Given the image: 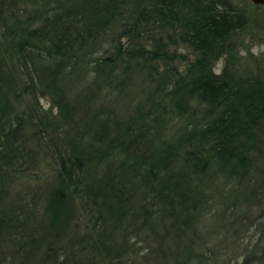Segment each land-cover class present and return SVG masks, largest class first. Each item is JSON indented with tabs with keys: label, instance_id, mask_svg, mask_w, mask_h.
Returning a JSON list of instances; mask_svg holds the SVG:
<instances>
[{
	"label": "trees",
	"instance_id": "16d2710c",
	"mask_svg": "<svg viewBox=\"0 0 264 264\" xmlns=\"http://www.w3.org/2000/svg\"><path fill=\"white\" fill-rule=\"evenodd\" d=\"M251 21L236 0H0V264H217L198 222L264 207ZM256 230L238 264H264Z\"/></svg>",
	"mask_w": 264,
	"mask_h": 264
},
{
	"label": "rangeland",
	"instance_id": "374dc122",
	"mask_svg": "<svg viewBox=\"0 0 264 264\" xmlns=\"http://www.w3.org/2000/svg\"><path fill=\"white\" fill-rule=\"evenodd\" d=\"M236 1L245 8L252 19L251 23L254 22L258 24L264 21V3L257 7L248 0ZM260 29H257V27H248V29L245 30L241 37L244 45L243 48L239 50L238 56H240V58L238 61H242L246 56L252 57L255 60L264 57V43L260 42L256 39L257 37H255ZM222 65L223 59L220 58L216 63V72L219 71ZM40 102L44 107H47L48 101L45 98H40ZM223 186L224 185L218 189L217 194L221 193L223 196H226L228 193L227 187ZM217 206L218 205H214V209L220 208V206ZM214 209H212V212H215ZM215 215H219L217 219L206 215L202 221L198 222L197 228L199 232L205 235H201L204 240L206 239L204 245L207 247L214 243H221L223 240V243H227L229 246V252H231L230 256H234V258L232 257L228 262L229 256L227 258L226 256L230 253L225 252V246H227V244H222L218 246L216 250V252L219 253L217 264H235L236 259L238 264L241 260V255L247 252L246 248L249 250V248L258 241L260 235L259 231L256 229L258 223L264 221V207L261 204L256 205L251 202L246 204H239L237 202L235 206L225 207V213H217ZM144 244L143 242H138L134 248H138L139 246L143 247ZM259 244L262 245L260 239ZM197 251L198 250H196V252ZM218 260L220 261L218 262Z\"/></svg>",
	"mask_w": 264,
	"mask_h": 264
},
{
	"label": "water",
	"instance_id": "95a60500",
	"mask_svg": "<svg viewBox=\"0 0 264 264\" xmlns=\"http://www.w3.org/2000/svg\"><path fill=\"white\" fill-rule=\"evenodd\" d=\"M251 3L255 4V5H261L264 3V0H248Z\"/></svg>",
	"mask_w": 264,
	"mask_h": 264
}]
</instances>
